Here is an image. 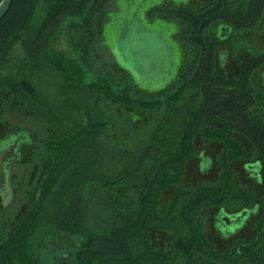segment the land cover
I'll use <instances>...</instances> for the list:
<instances>
[{
  "label": "trees",
  "instance_id": "16d2710c",
  "mask_svg": "<svg viewBox=\"0 0 264 264\" xmlns=\"http://www.w3.org/2000/svg\"><path fill=\"white\" fill-rule=\"evenodd\" d=\"M112 1L13 0L0 21V116L31 103L33 116L55 137L32 145L30 163L44 162L43 169L26 191L28 208L21 218L2 226L0 237L6 239L0 244V264H43L46 246L59 236L77 238L79 244L70 260L64 262L61 254L50 264H264V114L258 108L261 90L252 85L254 73L264 70V50L241 58L239 75L231 77L218 70L220 45L209 34L218 23L260 31L264 0L151 9V18L181 24L188 57L175 83L153 96L134 97L126 71L89 84L80 81L77 92L88 102L95 97L89 87L97 84L114 103L132 97L133 103L160 113L150 140L139 148L109 142L112 119L90 120L70 133H58L43 117L44 111L54 120L47 108L55 106L34 96L36 84L45 80L40 73L44 54L54 50L60 37L93 74L101 17ZM12 55L15 70L9 69ZM86 106L94 109L90 102ZM198 140L220 145L217 175L187 186L186 166L198 157ZM253 163L260 164L258 177L248 170ZM242 165L244 182L237 173ZM171 187L175 195L167 201L164 193ZM37 191L39 200L32 198ZM242 211L256 214L251 232L224 234V246L222 240L215 242L209 221L220 233L218 214ZM164 236L169 238L160 243Z\"/></svg>",
  "mask_w": 264,
  "mask_h": 264
},
{
  "label": "rangeland",
  "instance_id": "374dc122",
  "mask_svg": "<svg viewBox=\"0 0 264 264\" xmlns=\"http://www.w3.org/2000/svg\"><path fill=\"white\" fill-rule=\"evenodd\" d=\"M188 2H192V0H113V4L108 7L107 15L104 16L103 36L99 39L95 52L92 54L95 68L93 75L83 68L79 55L71 50L65 37H60L54 50L44 54V60L47 61L44 62L40 73L45 80L36 84L38 95L34 94L40 103L43 102V105L48 102L55 106L54 109L53 106L47 108L54 120L43 111L45 115L43 117L46 121L48 120L50 126H54L58 133H70L75 126L98 119L101 113L100 115L106 118L110 117L114 121L108 134L109 142L127 148H139L146 145L158 122L160 114L158 111L145 110L141 106L133 107L129 99L121 102V104L114 103L107 91L106 93L100 92V85L97 84L89 87L95 96L89 101L94 109L89 111L87 106L85 107L89 103L88 98L77 92L78 85L81 83L80 81L87 84L91 83V80L97 79L102 70L117 74L116 69L120 67L130 73L144 93L156 94L166 88L174 81L183 64V49L176 36L180 26L176 22H168L160 18L150 20L147 12L152 7L161 4L175 5L187 4ZM117 9L118 11H116ZM116 15L119 17L118 22L115 18ZM136 15L142 19V23L134 24L132 22ZM108 16L111 19L106 18ZM227 27L226 25L219 26L215 30L216 34L221 38L226 37L228 34ZM15 58L16 56L12 55L8 62L10 70H15V67H12L14 65L12 60ZM226 58L227 54L223 52V64H225ZM254 84L257 87L260 84L264 86V72L255 76ZM68 88H71L69 95L66 94ZM30 105L33 104L27 103L23 109L8 108L0 116V162L2 163L0 166V191L5 195L6 200L13 197L10 193L12 180L9 176L13 168L18 176L24 177L26 182L30 184L29 189L38 180L43 169L44 162L41 161L31 166L27 162L25 165L15 162L14 165L7 166L11 162L10 159L18 153L23 142H27V140L30 142L35 138L32 143L35 146L46 137H49V141H52L50 137L55 138L51 128L33 116L29 110ZM98 107L102 109L100 112ZM260 107L261 112L264 113V103ZM197 144L199 147L198 157L187 163V170L183 179L187 186L193 187L202 181L215 179L217 175L216 156L220 148L218 143L203 145L198 140ZM24 157L26 158L27 155ZM244 168L242 165L237 169L242 182L246 181L243 178L246 175ZM248 170L252 173V177H258L261 172V168L258 166L249 167L248 165ZM32 175L33 179H31ZM175 191V187H171L164 193L167 201L174 197ZM33 195L32 198L34 197V199L39 200L41 198L38 191ZM22 196L21 194L16 200H11L6 206H0V232L3 230L4 222L13 226L20 219L28 204ZM19 198L22 201L18 200ZM4 208L6 213H3ZM246 215L241 217L244 218ZM230 219L229 216H225L223 220L225 223L219 224L227 234L235 232L242 222L231 225ZM251 222L240 235L245 236L251 232ZM207 228L209 233L215 235V242L219 243L222 240L223 246L227 244V241L225 242L220 233L215 230L212 219ZM168 238L169 236H164L159 242L162 243ZM4 239H6L5 236L1 235L0 244ZM78 244L79 239L77 238L56 237L46 246L42 253L41 263L50 264L54 261V257L61 254H63V260L65 259L64 262H66L76 251Z\"/></svg>",
  "mask_w": 264,
  "mask_h": 264
},
{
  "label": "flooded vegetation",
  "instance_id": "af4514ba",
  "mask_svg": "<svg viewBox=\"0 0 264 264\" xmlns=\"http://www.w3.org/2000/svg\"><path fill=\"white\" fill-rule=\"evenodd\" d=\"M210 1L211 0H194V1L192 0V2H188L187 4H184V3L175 4V5H173V4H161V5H158V6H154L151 9L159 7V6H169V7L173 8L175 6H180V5L181 6H193L194 8H198V7L205 6V5L209 4ZM112 4H113V1L109 4V6L112 5ZM108 7H107L105 13L103 14V16L101 17L102 18L101 38L103 36V24L105 22L104 16H106L107 13H108ZM150 10H148V12H147V16L149 17L150 20H154V19H157V18L158 19L159 18L162 19L161 17L151 18L149 16V14H148ZM116 11H118V9ZM106 18L111 19L109 16L106 17ZM115 18H116V21L118 22L119 21V19H118L119 17L116 15ZM162 20L168 21V22H176L180 26L179 33L176 36H177L179 42L181 43V46H182V49H183L184 58H183V64L181 65V67H180V69H179V71L177 73V75H178L179 72L181 71V69L183 68V66L188 62V57H187V55L185 53V48H184V46H183V44H182V42L180 40V34H181V30H182L181 24L178 21H174V20H165V19H162ZM125 22H127V20H125ZM132 22H134V24L142 23V19L139 18V16L136 15L135 18H134V21H132ZM127 24H129V23H127ZM221 25L228 26L227 27L228 29H226L228 34L224 38L219 37L216 34V31H215L216 28H218ZM209 34L213 35L215 37V39L217 40V42H219V45H220L218 47V51H217V54H216V59H217L216 61H217L218 70L226 72L231 77H237L239 75V73L241 71L240 70V67H241L240 60H241V58L249 57L250 54L251 55L258 54L259 52L264 50V23L262 24L261 30L260 31H256V32H254L253 30H249V29L237 31L229 23H218L217 25L213 26L209 30ZM223 52H225L227 54V58H226L225 64H223V62H222ZM116 70H118L117 71L118 74L119 73H124L126 71L125 69H122L120 67H117ZM126 72H128V71H126ZM262 72H264V70L259 69L252 76V85H253V87L258 89V91L261 90V93L259 94V100H258V103L260 104V106H261L262 103H264V86L260 84L259 85L260 88L257 87L254 84V79H255V76H257L258 74H260ZM94 73H95V68H94L93 74ZM99 73L100 74H99V76L97 78L101 79V78L106 77L108 73H113V72L103 71L102 70ZM176 78H177V76H176ZM176 78L174 79V81H172L163 90L171 87L175 83ZM133 83H134V86H135V90H133L134 91L133 92L134 93V95H133L134 97H139L141 94H144L147 97L148 96H153L155 94V93L154 94L144 93V91L139 87V85L137 83H135L134 80H133ZM131 98L129 97V101L131 102L133 107H140V104L133 103L132 102L133 99H131ZM260 106L258 107L259 109L261 108ZM257 113H259V112H257ZM9 137H11V136H9ZM34 139H32L30 142L28 140H27V142L26 141L23 142L21 148L18 150V153L10 159L11 162L9 164H7V166L10 165V164L14 165L15 162H17V164H20V165H22V164L25 165L26 162L28 164H30V166L33 165V163H30V156H31V151H32V143H33ZM26 155H27V157L25 158L24 156H26ZM25 159H26V161H25ZM216 159H217V156H216ZM0 160H1V156H0ZM1 165H2V163L0 162V166ZM248 165H249V167L258 166L260 168V164H258V163H253V164H248ZM15 171L16 170H14V168H13L11 170L10 175H9L11 177V180H12V183H11L12 184V191H10V193L13 195V197H12V199L6 200L5 195H3L2 192L0 191V206L1 207L2 206H6L11 200L12 201L16 200V198L18 196L20 197L21 194L23 195L22 197L28 203V199L26 197V191L29 189L28 186L30 184L26 182L24 177L18 176ZM260 174H261V172H260ZM31 179H33V175L31 177ZM18 200L22 201L21 198H19ZM26 206L27 207L25 208V210L28 208V204ZM0 210H1V208H0ZM24 211H23V213H24ZM3 213H6L5 208L3 210ZM23 213H22V215H23ZM245 214L248 215V216L246 215L247 218H246V216L244 218L241 217V216H243ZM225 216H229L231 218L230 219V224L231 225L232 224L235 225V223H239V222L242 221L241 224L238 226L239 228H237L235 230V232H232L231 234L225 233L224 229H222L220 227V225H219L220 223L223 222ZM254 217H256V214L255 213L251 214L249 211H242L241 213H237V214H230V213H227V212H220L218 214V217H217V224H218V227L220 229L221 237H223L224 234H227V235H233V234L234 235L235 234L238 235V234H241L242 231H244L245 227H247L250 224L251 220L253 222ZM242 218H243V220H242ZM223 223H225V221ZM4 224H5V222H4Z\"/></svg>",
  "mask_w": 264,
  "mask_h": 264
},
{
  "label": "water",
  "instance_id": "95a60500",
  "mask_svg": "<svg viewBox=\"0 0 264 264\" xmlns=\"http://www.w3.org/2000/svg\"><path fill=\"white\" fill-rule=\"evenodd\" d=\"M12 4L13 0H2L0 2V21L7 15Z\"/></svg>",
  "mask_w": 264,
  "mask_h": 264
},
{
  "label": "crops",
  "instance_id": "0c3cea01",
  "mask_svg": "<svg viewBox=\"0 0 264 264\" xmlns=\"http://www.w3.org/2000/svg\"><path fill=\"white\" fill-rule=\"evenodd\" d=\"M102 110V109H101ZM101 114V113H100ZM99 114V117H98V119L97 120H101V121H109V120H111V118L110 117H108V118H106L105 116H103V115H100Z\"/></svg>",
  "mask_w": 264,
  "mask_h": 264
}]
</instances>
